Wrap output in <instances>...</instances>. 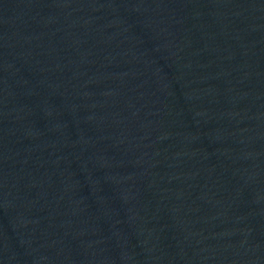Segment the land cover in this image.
I'll list each match as a JSON object with an SVG mask.
<instances>
[{"label": "water", "instance_id": "obj_1", "mask_svg": "<svg viewBox=\"0 0 264 264\" xmlns=\"http://www.w3.org/2000/svg\"><path fill=\"white\" fill-rule=\"evenodd\" d=\"M0 264H264V0H0Z\"/></svg>", "mask_w": 264, "mask_h": 264}]
</instances>
